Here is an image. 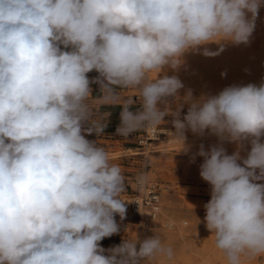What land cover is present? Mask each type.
Returning <instances> with one entry per match:
<instances>
[{
    "label": "clouds",
    "instance_id": "clouds-1",
    "mask_svg": "<svg viewBox=\"0 0 264 264\" xmlns=\"http://www.w3.org/2000/svg\"><path fill=\"white\" fill-rule=\"evenodd\" d=\"M261 7L264 0H0V264L174 261L154 229L101 245L120 233L116 216L126 218L127 203L121 168L87 138L107 127L88 103L93 84L106 101L119 88L139 94V106L120 105L115 135L171 123L184 154L188 132L216 138L190 156L203 158L199 175L210 189L205 227L224 264L264 257V79L197 97L176 74L187 53L247 45Z\"/></svg>",
    "mask_w": 264,
    "mask_h": 264
},
{
    "label": "rangeland",
    "instance_id": "rangeland-1",
    "mask_svg": "<svg viewBox=\"0 0 264 264\" xmlns=\"http://www.w3.org/2000/svg\"><path fill=\"white\" fill-rule=\"evenodd\" d=\"M216 51L218 45H207ZM184 64L176 73L182 80L185 88L193 90L195 96L201 93H218L232 84L259 83L264 79V7L259 10L256 28L250 42L240 45H226L224 51L214 57H205L200 54L187 53ZM225 73V75H221ZM169 75L173 72L169 70ZM89 77H95V71ZM153 77L156 73L151 74ZM93 93L89 97V105L95 120L107 124L104 132L96 137L95 134L87 136L96 140L109 154L111 162L121 168L125 178L126 190L121 193V199L126 204V218L121 221L117 215L116 220L121 225L117 235L101 241L107 249L121 243L122 239L134 240L154 235L153 229L163 241L172 247L174 261L172 264H224L222 254L214 246L213 237L203 222L205 210L203 205L210 199L209 185L199 175V165L203 158L197 156L195 162L190 161L191 153L198 150L201 143L207 149L216 143L215 137H196L188 132L187 143L191 152L184 154L180 151V142L172 136L171 123H164L169 129L166 135L158 140L140 143L145 129L136 131L129 136L115 135L116 127L120 121L113 123L104 121L102 111L112 110L113 116L119 119L120 105L128 100H134L133 89H117L118 99L106 101L98 99L101 96L97 85H91ZM184 89L181 90L183 94ZM139 106L138 103H135ZM185 113L187 106H185ZM112 116V117H113ZM171 117H166L170 121ZM227 151L231 153L234 145L226 144ZM144 177L143 185L138 178ZM155 184L160 195V209L157 217H151V206L144 204L142 213L133 209V201L138 197H145L149 187ZM201 223H199L198 218ZM168 222V223H167ZM199 223V224H198ZM159 264V261L155 262ZM250 264H264V257H258Z\"/></svg>",
    "mask_w": 264,
    "mask_h": 264
},
{
    "label": "built area",
    "instance_id": "built-area-1",
    "mask_svg": "<svg viewBox=\"0 0 264 264\" xmlns=\"http://www.w3.org/2000/svg\"><path fill=\"white\" fill-rule=\"evenodd\" d=\"M134 101L135 103L138 104L140 103L138 92L134 94ZM168 132L169 129L166 127V124L164 123H162L161 126H159L154 130L145 129V134H142L141 136L142 138H140V143L148 142L150 140H158L159 138H161L162 135H166ZM148 187H149L148 194L141 199L143 205L148 204L151 207H153L154 205L158 206L160 202V195L158 193V190H156L155 188V184H152L151 186ZM133 209L135 212L140 213L138 198H135V200L133 201Z\"/></svg>",
    "mask_w": 264,
    "mask_h": 264
},
{
    "label": "bare ground",
    "instance_id": "bare-ground-1",
    "mask_svg": "<svg viewBox=\"0 0 264 264\" xmlns=\"http://www.w3.org/2000/svg\"><path fill=\"white\" fill-rule=\"evenodd\" d=\"M176 141H177V139H176ZM148 192H149V190H148ZM148 194V193H147ZM146 194V195H147ZM143 198V197H142ZM141 197H138V203H139V212L140 213H142V208H143V206H145V205H143V202H142V199ZM151 209V217L152 216H154L155 218L157 217L156 215H157V213L159 212V209H160V205H158V206H153V207H151L150 208ZM153 218V217H152ZM168 223V222H167Z\"/></svg>",
    "mask_w": 264,
    "mask_h": 264
},
{
    "label": "crops",
    "instance_id": "crops-1",
    "mask_svg": "<svg viewBox=\"0 0 264 264\" xmlns=\"http://www.w3.org/2000/svg\"><path fill=\"white\" fill-rule=\"evenodd\" d=\"M103 116H105L104 121H108L113 123V121H119V119H116L113 114L114 112L112 110H105L101 112ZM113 116V117H112Z\"/></svg>",
    "mask_w": 264,
    "mask_h": 264
}]
</instances>
